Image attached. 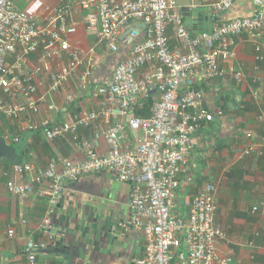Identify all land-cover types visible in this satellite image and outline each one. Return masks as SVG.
I'll return each instance as SVG.
<instances>
[{
  "label": "built area",
  "instance_id": "built-area-1",
  "mask_svg": "<svg viewBox=\"0 0 264 264\" xmlns=\"http://www.w3.org/2000/svg\"><path fill=\"white\" fill-rule=\"evenodd\" d=\"M237 2L190 0L192 13L201 7L214 17L212 29L194 34L177 12L178 0H66L51 9L42 22L19 9L13 0H0V121L5 117L21 122L28 116L32 119L28 130L42 127L50 142L72 135L81 153L76 161H52L30 183L8 182V191L22 198L35 192V184L49 185L50 209L41 224L48 240L27 243L32 263L55 239L52 216L66 186L82 177L107 174L131 185L129 216L111 230L122 234L135 230L142 236L143 252L133 264H174L176 259L179 264H237L233 257L219 253V243L228 236L217 221L214 182L206 183L193 198L187 219L174 212L192 138L201 126L223 114L221 109L211 111L204 106L200 85L230 74L235 83L248 84L255 100L260 98L257 80L249 83L236 64L228 69L222 66L235 59L236 38L245 33L258 36L257 60L264 61V0H253L252 15L225 20L224 15ZM74 11L84 14L87 34L94 37V46L86 53L70 40L79 29ZM100 47L109 54L125 50V57L105 81L95 79ZM33 56H38L40 63L28 68ZM65 56L67 62L62 60ZM46 74L49 88L40 95L37 80ZM75 76L82 91L102 101V109L78 111L70 121L59 122L53 117L36 123L32 117L41 112L42 105L57 111L51 95L63 91ZM155 93L158 97L153 99L151 115L138 117L140 103ZM67 101L73 103L74 96L69 94ZM102 117L113 119L111 126L96 132L92 139L82 135V130L93 128ZM129 131L136 134L134 143ZM102 138L110 147L107 153L98 149ZM18 143L16 138L10 144ZM255 152L251 146L244 154ZM32 169L25 163L12 166L15 173ZM4 172L5 176L10 173ZM9 235L15 236L16 230L10 229Z\"/></svg>",
  "mask_w": 264,
  "mask_h": 264
},
{
  "label": "crops",
  "instance_id": "crops-1",
  "mask_svg": "<svg viewBox=\"0 0 264 264\" xmlns=\"http://www.w3.org/2000/svg\"><path fill=\"white\" fill-rule=\"evenodd\" d=\"M26 1L14 0L18 8ZM64 1L56 3L38 22H42L51 9ZM235 6L238 16H250L254 10L253 0H238ZM229 14L223 18L227 20ZM83 17V13L73 12V19L78 22L79 29L70 40L74 47L86 53L95 41L94 37L87 34ZM257 37L245 33L236 38V57L222 66L228 69L236 64L242 68L249 83L257 80L259 100L252 97L247 83H235L230 74L199 87L205 94L204 106L211 111L221 109L223 114L217 116L214 122L201 126L193 136L174 209L175 214L187 219L193 198L206 183L214 182L217 186V221L228 236L227 241L219 243V253L233 257L237 264H264V61L257 60L256 45L260 40ZM175 43L173 40L172 45L175 46ZM99 52L95 79L105 81L125 57V50L109 54L104 47H100ZM62 60L67 62L68 57ZM38 63L39 57L33 56L28 68ZM37 82L39 94H45L49 88L48 75L42 76ZM69 94L74 96L73 103L67 101ZM157 97L155 93L152 100ZM50 102L55 104L57 111H50L47 105H42L41 112L32 117L36 123L53 117L59 122L70 121L78 111L102 109L100 99L79 88L77 76L63 91L52 94ZM30 119L25 116L19 122L3 117L0 121V137L9 144L19 138L21 147L29 149L23 163L33 167L30 172L15 173L12 167L9 169L2 162L0 264H133L135 257L143 252L142 236L135 230L128 234H122L121 231L113 233L111 230L112 225L129 216L131 185L118 182L107 174L82 177L78 182L66 186L63 198L52 216L55 239L38 252L35 263L30 261L27 243L48 240L41 224L50 209V199L46 194L49 185L35 184V192L22 198L8 191V182L16 180L23 184L30 183L52 161L65 158L76 161L81 157L72 135L50 142L42 127L34 131L27 129ZM120 120L125 121L124 117H120ZM111 121L114 120L102 117L93 128L82 130V135L92 139L96 132L111 126ZM129 139L134 143L136 134L129 131ZM251 146L256 152L246 156L244 151ZM98 149L107 153L110 147L102 138L98 142ZM6 170L10 172L8 176L3 174ZM255 207L259 209L254 211ZM24 219L27 220L26 225L22 224ZM10 229L16 230L15 236L9 235ZM174 264H179L177 259Z\"/></svg>",
  "mask_w": 264,
  "mask_h": 264
},
{
  "label": "water",
  "instance_id": "water-1",
  "mask_svg": "<svg viewBox=\"0 0 264 264\" xmlns=\"http://www.w3.org/2000/svg\"><path fill=\"white\" fill-rule=\"evenodd\" d=\"M190 0H178V13L185 18L186 25L190 28L194 34L210 30L214 24V17L207 9L199 8L196 12H191L188 6ZM200 6L201 3L199 2ZM205 16V17H204ZM29 153V149H26L24 153L19 152L16 146L7 143L6 139L0 137V172L3 161H7L11 165H17L23 163V158Z\"/></svg>",
  "mask_w": 264,
  "mask_h": 264
},
{
  "label": "rangeland",
  "instance_id": "rangeland-1",
  "mask_svg": "<svg viewBox=\"0 0 264 264\" xmlns=\"http://www.w3.org/2000/svg\"><path fill=\"white\" fill-rule=\"evenodd\" d=\"M60 1L63 0H27L22 3L19 8L26 12L35 21H39L45 12Z\"/></svg>",
  "mask_w": 264,
  "mask_h": 264
},
{
  "label": "trees",
  "instance_id": "trees-1",
  "mask_svg": "<svg viewBox=\"0 0 264 264\" xmlns=\"http://www.w3.org/2000/svg\"><path fill=\"white\" fill-rule=\"evenodd\" d=\"M238 3V2H237ZM230 14L228 15V20H231L233 18H236V17H242V16H238L237 14H239L238 12V9L237 7L235 6L230 12ZM237 15V16H235ZM153 97H151L150 99H146V101H144L142 103V105L138 108V111H137V116L138 117H149L151 115V108L154 104V100H152ZM14 146H16L17 150L22 153L25 152V148L21 147V143H18V144H15ZM25 158V156H24ZM3 163H6L8 168L10 169V167L14 166V165H11L10 163H8L7 161H4Z\"/></svg>",
  "mask_w": 264,
  "mask_h": 264
}]
</instances>
